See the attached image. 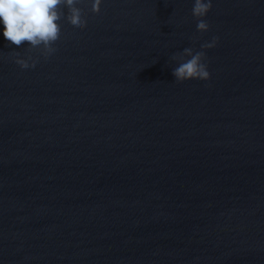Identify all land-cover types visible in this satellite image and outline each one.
<instances>
[{
  "label": "water",
  "instance_id": "water-1",
  "mask_svg": "<svg viewBox=\"0 0 264 264\" xmlns=\"http://www.w3.org/2000/svg\"><path fill=\"white\" fill-rule=\"evenodd\" d=\"M91 2L47 58L0 24V264H264V0Z\"/></svg>",
  "mask_w": 264,
  "mask_h": 264
},
{
  "label": "clouds",
  "instance_id": "clouds-1",
  "mask_svg": "<svg viewBox=\"0 0 264 264\" xmlns=\"http://www.w3.org/2000/svg\"><path fill=\"white\" fill-rule=\"evenodd\" d=\"M82 0H0V24L3 25V36L11 44L20 47L27 42L29 49H41L45 58L51 56L56 48L53 45L61 36V20H66L77 29L87 25L86 14L77 7ZM102 0H92L91 12L99 15ZM67 9V14L63 9ZM211 0H194L192 15L197 20V31L206 33L209 24L203 19L211 10ZM218 38L213 37L210 43L202 45V49L216 46ZM18 55V54H17ZM172 60L178 63L173 69L175 81L200 80L208 81L210 73L204 51L185 48L182 53L173 54ZM26 59H16L21 69L34 68L36 61L29 64Z\"/></svg>",
  "mask_w": 264,
  "mask_h": 264
}]
</instances>
